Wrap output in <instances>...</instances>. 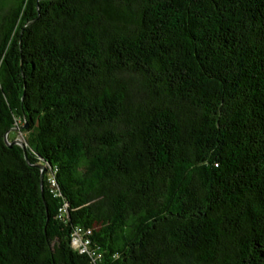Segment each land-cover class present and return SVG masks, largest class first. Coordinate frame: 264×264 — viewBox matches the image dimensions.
Wrapping results in <instances>:
<instances>
[{"label":"trees","instance_id":"16d2710c","mask_svg":"<svg viewBox=\"0 0 264 264\" xmlns=\"http://www.w3.org/2000/svg\"><path fill=\"white\" fill-rule=\"evenodd\" d=\"M0 264H264V0H0Z\"/></svg>","mask_w":264,"mask_h":264},{"label":"built area","instance_id":"2783aa9c","mask_svg":"<svg viewBox=\"0 0 264 264\" xmlns=\"http://www.w3.org/2000/svg\"><path fill=\"white\" fill-rule=\"evenodd\" d=\"M72 244L75 249L79 250L81 253H86L88 251L89 240L83 238L80 230L73 235Z\"/></svg>","mask_w":264,"mask_h":264},{"label":"rangeland","instance_id":"374dc122","mask_svg":"<svg viewBox=\"0 0 264 264\" xmlns=\"http://www.w3.org/2000/svg\"><path fill=\"white\" fill-rule=\"evenodd\" d=\"M29 137V133H20L18 132L16 135H15V140H20L22 143L24 142V140L26 138Z\"/></svg>","mask_w":264,"mask_h":264},{"label":"water","instance_id":"95a60500","mask_svg":"<svg viewBox=\"0 0 264 264\" xmlns=\"http://www.w3.org/2000/svg\"><path fill=\"white\" fill-rule=\"evenodd\" d=\"M28 127H26V129H27ZM6 144H8L10 147H12V145H21L23 148H24V146H23V143L20 141V140H15L14 142H12V143H9L8 142V140H6ZM44 169V168H43ZM43 177V176H42Z\"/></svg>","mask_w":264,"mask_h":264}]
</instances>
